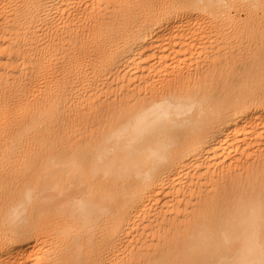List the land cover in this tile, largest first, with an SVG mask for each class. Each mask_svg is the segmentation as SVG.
<instances>
[{"label": "bare ground", "instance_id": "obj_1", "mask_svg": "<svg viewBox=\"0 0 264 264\" xmlns=\"http://www.w3.org/2000/svg\"><path fill=\"white\" fill-rule=\"evenodd\" d=\"M0 264H264V0H0Z\"/></svg>", "mask_w": 264, "mask_h": 264}, {"label": "rangeland", "instance_id": "obj_2", "mask_svg": "<svg viewBox=\"0 0 264 264\" xmlns=\"http://www.w3.org/2000/svg\"><path fill=\"white\" fill-rule=\"evenodd\" d=\"M25 57H28L27 52H20V54H17V55L13 54L12 58L7 59V60L2 62L3 64H2V68H1L2 71L1 72H5L6 67H7V70L10 71L9 72L10 75L21 76L20 72L18 73V70H19L18 67L24 62ZM33 58H35V57L33 56ZM204 70H207V67ZM115 98H116V95L111 93L108 95V97H101V100L98 101V104H102V105L110 104V107H112L114 104ZM90 115H91V111H89L88 109H81V110H77V111H75L74 109H68L67 111L63 112V117L61 118V122L65 123V121H66V123L68 122V123L72 124V123H76L77 119L80 116H83L84 118L85 117L88 118ZM72 131H73V133H79V132H84L85 129L79 125H76L72 129Z\"/></svg>", "mask_w": 264, "mask_h": 264}]
</instances>
